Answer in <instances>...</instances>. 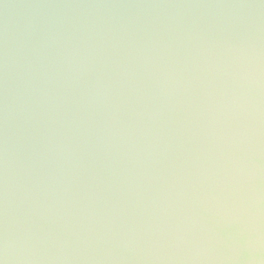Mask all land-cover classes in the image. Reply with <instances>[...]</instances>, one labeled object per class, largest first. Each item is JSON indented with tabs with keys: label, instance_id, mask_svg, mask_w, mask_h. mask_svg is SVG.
Segmentation results:
<instances>
[{
	"label": "clouds",
	"instance_id": "obj_1",
	"mask_svg": "<svg viewBox=\"0 0 264 264\" xmlns=\"http://www.w3.org/2000/svg\"><path fill=\"white\" fill-rule=\"evenodd\" d=\"M254 40L252 33L219 41L193 34L137 39L53 26L35 44H26L22 90L11 92L8 70L16 58L5 42L0 119L6 128L19 111L29 126L41 129L28 156L32 179L23 188L29 217L43 215L39 209L63 207L71 198L84 152L103 156V175L94 182L108 190L115 183L140 204L164 179L156 165L168 149L162 143L165 124L195 81L206 87L196 114L206 118L207 136L191 164L173 169L171 182L148 197L153 212L191 203L193 213L174 227L54 233L39 221L9 220L5 131L0 137V264H39L46 259L39 253L49 248L61 253L52 259L65 261L71 247L101 243L144 251L142 259L168 264H264V50ZM218 78L219 89L213 85ZM98 199L100 192L90 186L86 200ZM164 245L182 254L157 255Z\"/></svg>",
	"mask_w": 264,
	"mask_h": 264
},
{
	"label": "water",
	"instance_id": "obj_2",
	"mask_svg": "<svg viewBox=\"0 0 264 264\" xmlns=\"http://www.w3.org/2000/svg\"><path fill=\"white\" fill-rule=\"evenodd\" d=\"M53 26L77 34L89 29H103L137 39L146 35L167 38L193 34L219 41L230 36L247 38L252 33L257 47L264 50V5L260 0H0V58L5 42L10 57L15 55L16 58L15 66L11 61L9 64L10 92L13 87L22 90L23 63L28 52L26 44H35ZM219 51V48L213 49L214 53ZM213 85L217 89L223 86L219 78ZM205 91V85L195 81L185 98L177 103L172 118L166 121L162 143L168 145V149L156 165L164 179L149 188L140 204L134 196L120 191L115 183L108 190L98 181L94 182V176L103 175V156L84 152V166L74 173L71 198L63 207L56 206L49 212L39 209L43 215L34 213L29 217L23 188L32 179L27 169L28 156L41 129L39 125L29 126L19 111L9 118L6 128L0 119V137L6 131L10 146V222L39 221L43 230L54 233L102 227L114 233L131 227H174L183 217L193 213L191 203L174 205L168 213L153 212L148 197L155 188L166 187L171 182L173 169L188 167L204 146L207 120L196 114V110ZM3 94V71L0 69V101ZM90 186L100 192V199L89 204L86 194ZM41 200L48 202L47 197H41ZM39 254L46 257L39 264H168L167 261L142 259L146 255L144 251H122L102 243L71 247L65 253L68 256L65 261L52 259L61 255L52 248ZM156 254L182 253L164 245Z\"/></svg>",
	"mask_w": 264,
	"mask_h": 264
}]
</instances>
